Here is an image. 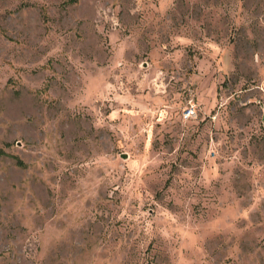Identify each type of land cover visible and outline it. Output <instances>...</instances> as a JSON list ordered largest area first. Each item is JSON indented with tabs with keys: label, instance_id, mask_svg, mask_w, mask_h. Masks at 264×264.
<instances>
[{
	"label": "rangeland",
	"instance_id": "374dc122",
	"mask_svg": "<svg viewBox=\"0 0 264 264\" xmlns=\"http://www.w3.org/2000/svg\"><path fill=\"white\" fill-rule=\"evenodd\" d=\"M0 264H264V0H0Z\"/></svg>",
	"mask_w": 264,
	"mask_h": 264
},
{
	"label": "built area",
	"instance_id": "2783aa9c",
	"mask_svg": "<svg viewBox=\"0 0 264 264\" xmlns=\"http://www.w3.org/2000/svg\"><path fill=\"white\" fill-rule=\"evenodd\" d=\"M191 114H193L192 110L187 113V115H191Z\"/></svg>",
	"mask_w": 264,
	"mask_h": 264
}]
</instances>
